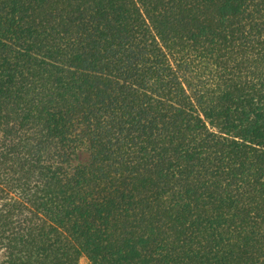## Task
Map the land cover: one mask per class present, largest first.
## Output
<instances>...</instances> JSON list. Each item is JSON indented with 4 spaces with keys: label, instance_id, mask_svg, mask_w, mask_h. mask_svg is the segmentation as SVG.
Segmentation results:
<instances>
[{
    "label": "trees",
    "instance_id": "obj_1",
    "mask_svg": "<svg viewBox=\"0 0 264 264\" xmlns=\"http://www.w3.org/2000/svg\"><path fill=\"white\" fill-rule=\"evenodd\" d=\"M0 255L264 264V0H0Z\"/></svg>",
    "mask_w": 264,
    "mask_h": 264
},
{
    "label": "rangeland",
    "instance_id": "obj_2",
    "mask_svg": "<svg viewBox=\"0 0 264 264\" xmlns=\"http://www.w3.org/2000/svg\"><path fill=\"white\" fill-rule=\"evenodd\" d=\"M89 160H90V155H89L88 150L85 148H82L75 155L73 159V165L74 166L82 165V164L89 162ZM3 259H4V256L0 255V264H2L1 262ZM82 264H87V260L85 258L82 259Z\"/></svg>",
    "mask_w": 264,
    "mask_h": 264
}]
</instances>
